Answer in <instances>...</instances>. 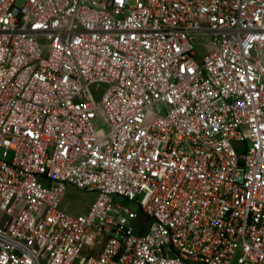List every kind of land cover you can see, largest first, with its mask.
<instances>
[{
    "label": "built area",
    "instance_id": "1",
    "mask_svg": "<svg viewBox=\"0 0 264 264\" xmlns=\"http://www.w3.org/2000/svg\"><path fill=\"white\" fill-rule=\"evenodd\" d=\"M17 1L0 264H264V0Z\"/></svg>",
    "mask_w": 264,
    "mask_h": 264
},
{
    "label": "rangeland",
    "instance_id": "2",
    "mask_svg": "<svg viewBox=\"0 0 264 264\" xmlns=\"http://www.w3.org/2000/svg\"><path fill=\"white\" fill-rule=\"evenodd\" d=\"M25 1L26 0H18L17 4L22 5ZM93 122L96 129L101 130L105 133L109 131L110 125L108 117L101 111L97 113V117ZM12 157L13 152H10L9 160H11ZM96 198L97 192L79 190L75 187L68 186L66 189V196L60 206L62 210L68 211L74 215H83L88 212ZM129 206L135 211H139L140 209L138 202L129 203ZM84 257L85 256L83 255L82 258Z\"/></svg>",
    "mask_w": 264,
    "mask_h": 264
}]
</instances>
